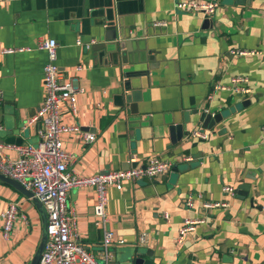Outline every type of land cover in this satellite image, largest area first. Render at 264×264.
<instances>
[{"label": "crops", "instance_id": "crops-1", "mask_svg": "<svg viewBox=\"0 0 264 264\" xmlns=\"http://www.w3.org/2000/svg\"><path fill=\"white\" fill-rule=\"evenodd\" d=\"M177 1L0 2V142L14 158L19 145L6 142L10 135L20 134V145L37 143L41 122L27 121L43 98L47 53L38 43L54 38L63 73L74 74L79 64L85 67L75 73L76 84L84 89L75 121L96 135L90 144L64 135L70 171L105 174L127 168L130 156L138 163L150 156L171 163L156 178L107 187L108 226L114 239L124 240L113 243L110 262L134 264L135 257L148 259V250L153 264H264V0L243 5L221 0L210 16L176 10ZM116 20L130 29V39L140 42L126 53V62L120 52L114 59L92 49ZM236 50L254 53L231 52ZM235 75L248 78L251 92L245 98L214 90L218 83L229 85ZM132 84L139 88L132 90ZM131 91L134 98L127 102L124 93ZM222 109L229 112L204 128L201 113ZM176 125H182L181 138L171 129ZM195 129L208 137L192 136ZM224 185L234 188L233 196L223 193ZM206 200H227L229 205L206 213L201 207ZM10 202L18 203V212L7 236L0 216V264H38L45 235L43 206L0 179V213ZM95 202L92 186L67 192L75 238L100 259ZM203 215L205 223L179 241L183 220ZM142 233L145 241L138 243Z\"/></svg>", "mask_w": 264, "mask_h": 264}, {"label": "built area", "instance_id": "built-area-1", "mask_svg": "<svg viewBox=\"0 0 264 264\" xmlns=\"http://www.w3.org/2000/svg\"><path fill=\"white\" fill-rule=\"evenodd\" d=\"M9 0H0V2ZM221 0H179L175 9L202 13L210 16L220 6ZM79 43V41H77ZM38 47L45 49L47 61L43 67L42 89L43 98L34 116L27 123L39 120L38 141L35 145L25 144L16 147L17 157L9 156L8 145L0 142V174L21 183L33 193L42 204L45 213L46 241L40 252L38 264H112L111 247L114 242L124 243L123 239H114V231L108 226L106 212L107 187H122L124 180L132 182L142 178H156L171 168V163L157 156H150L144 163L136 162L130 156L126 161L129 166L125 169L108 171L105 174L77 175L69 169L70 154L64 150L62 143L64 135H75L82 143L90 144L96 139L93 132L83 130L75 121L78 114V95L84 93L76 84L77 72H81L84 65H76L73 73H63L57 64V42L54 38H44ZM237 55L252 54L254 51H231ZM70 72V71H68ZM215 91H228L232 95L245 98L251 92L248 78L235 75L230 78L229 85L218 83ZM211 97V96H210ZM209 97V98H210ZM0 90V104L2 103ZM0 128H2L0 124ZM264 130V124L262 125ZM192 136L207 138L208 132L195 129ZM188 158V157H187ZM89 185L94 187L96 202L93 207L95 226L102 231V250L100 259H96L80 244L73 233L74 217L68 211L66 204L67 192L71 187ZM225 194L234 195L232 186L224 185ZM192 201L188 199L187 205ZM227 200L203 201L202 209L208 213L211 209L227 207ZM18 203L10 202L1 211V230L4 236L11 231L16 220ZM205 216L185 218L178 229V240L192 232L196 226L205 223ZM164 217H168L164 213ZM146 235L140 234L138 243L145 241Z\"/></svg>", "mask_w": 264, "mask_h": 264}, {"label": "water", "instance_id": "water-1", "mask_svg": "<svg viewBox=\"0 0 264 264\" xmlns=\"http://www.w3.org/2000/svg\"><path fill=\"white\" fill-rule=\"evenodd\" d=\"M250 1L251 0H236V3L243 5L245 3L249 4ZM129 31H130V29L123 27L120 20H116L115 22L109 23V25H107L105 27L103 40L99 43L92 45L93 51L104 52V53L112 56L114 59L118 58V54L120 52L122 61L126 62L127 61L126 53L133 50L136 44L139 45V47H140L139 41H134L133 39H130ZM123 49H125V51H121ZM137 74H139V73H137ZM131 75H136V74H128V76H131ZM127 88L130 89V87H127ZM131 88H132V90H134V89H138L139 86H138V84H136V85L132 84ZM134 94L135 93L133 91H131L130 94L124 93L125 100L127 102H129L130 100H132V97L134 98ZM226 110L227 109H222L218 113H214V114L202 112L200 115V121H202L203 127L204 128L213 127L215 123L219 122L221 120V118L224 117L225 114H227L229 112L227 110V113H225ZM171 129H177L179 138H181V136L184 133L182 125H176L174 128H171ZM16 131H17L16 129H11V132L15 133ZM6 142L20 145L22 143V137L20 134H17V135L12 134L7 138ZM0 179L10 183L12 186H14L16 189H18L23 194H25L29 197H34L33 193L30 190L26 189L18 181L14 180L10 177H7L3 174H0ZM238 192L240 193L241 191H238ZM43 210H44V208H43ZM44 214H45L44 216H45V220H46L45 210H44ZM46 238H47V236H46V230H45L44 240H43V242H42V244L38 250L39 256H40V252L44 246V243L46 241ZM138 253H140V251H138ZM146 253L149 255L148 259H143L140 256L135 257L134 264H153L150 251L147 250Z\"/></svg>", "mask_w": 264, "mask_h": 264}, {"label": "rangeland", "instance_id": "rangeland-1", "mask_svg": "<svg viewBox=\"0 0 264 264\" xmlns=\"http://www.w3.org/2000/svg\"><path fill=\"white\" fill-rule=\"evenodd\" d=\"M225 113H227V110H226V112Z\"/></svg>", "mask_w": 264, "mask_h": 264}]
</instances>
